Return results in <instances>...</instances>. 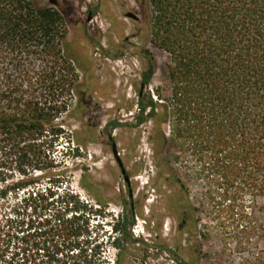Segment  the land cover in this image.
<instances>
[{
	"label": "rangeland",
	"instance_id": "374dc122",
	"mask_svg": "<svg viewBox=\"0 0 264 264\" xmlns=\"http://www.w3.org/2000/svg\"><path fill=\"white\" fill-rule=\"evenodd\" d=\"M32 1L61 15L79 88L64 119L67 136L53 152L64 163L32 173L35 184L19 191L0 184V264H62L70 254L55 229L59 215L82 229L79 242L88 254L92 250L93 264L264 260V198L254 199L251 210L252 199L244 197L245 214L255 217L254 232H244L239 201L231 203L218 190L210 194L186 157L169 164L160 159L164 145L158 135L163 131L168 138L167 126H135L144 49L154 58L155 74L143 92L158 104L157 92L169 94V61L151 41L146 0ZM1 174L10 176L8 184L22 180L0 156ZM67 196L76 209L64 212ZM130 211L134 223L122 242L121 215L129 218Z\"/></svg>",
	"mask_w": 264,
	"mask_h": 264
},
{
	"label": "trees",
	"instance_id": "16d2710c",
	"mask_svg": "<svg viewBox=\"0 0 264 264\" xmlns=\"http://www.w3.org/2000/svg\"><path fill=\"white\" fill-rule=\"evenodd\" d=\"M146 2L151 41L168 57L169 94L157 92L158 104L143 92L155 74L154 58L144 49L135 126H167L168 138L158 135L160 159L169 164L186 157L210 194L218 190L231 203L239 201V223L251 234L255 217L245 214L243 199L250 197L254 210V199L264 198V0ZM66 37L56 10L32 0H0V156L22 178L8 184L10 176L1 174L5 191L27 188L35 184L32 173L64 163L53 152L67 136L63 123L79 88ZM66 198L62 210H75L73 198ZM134 218L132 211L129 218L121 215L122 242ZM55 227L70 254L62 264H93L78 224L59 215ZM112 230L119 232L115 224ZM116 240L111 246L117 248ZM258 264H264L259 256Z\"/></svg>",
	"mask_w": 264,
	"mask_h": 264
},
{
	"label": "water",
	"instance_id": "95a60500",
	"mask_svg": "<svg viewBox=\"0 0 264 264\" xmlns=\"http://www.w3.org/2000/svg\"><path fill=\"white\" fill-rule=\"evenodd\" d=\"M125 181H127V178L125 179Z\"/></svg>",
	"mask_w": 264,
	"mask_h": 264
}]
</instances>
